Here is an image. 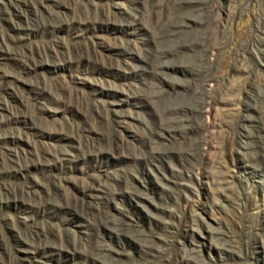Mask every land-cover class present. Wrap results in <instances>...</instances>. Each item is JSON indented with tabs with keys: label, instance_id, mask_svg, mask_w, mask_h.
<instances>
[{
	"label": "rangeland",
	"instance_id": "374dc122",
	"mask_svg": "<svg viewBox=\"0 0 264 264\" xmlns=\"http://www.w3.org/2000/svg\"><path fill=\"white\" fill-rule=\"evenodd\" d=\"M0 264H264V0H0Z\"/></svg>",
	"mask_w": 264,
	"mask_h": 264
}]
</instances>
